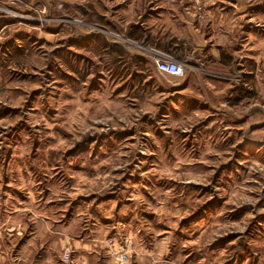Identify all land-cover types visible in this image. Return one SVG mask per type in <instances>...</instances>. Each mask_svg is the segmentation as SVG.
Listing matches in <instances>:
<instances>
[{"label": "rangeland", "instance_id": "obj_1", "mask_svg": "<svg viewBox=\"0 0 264 264\" xmlns=\"http://www.w3.org/2000/svg\"><path fill=\"white\" fill-rule=\"evenodd\" d=\"M225 4L0 0V264H264V23L233 62Z\"/></svg>", "mask_w": 264, "mask_h": 264}, {"label": "crops", "instance_id": "obj_2", "mask_svg": "<svg viewBox=\"0 0 264 264\" xmlns=\"http://www.w3.org/2000/svg\"><path fill=\"white\" fill-rule=\"evenodd\" d=\"M226 3L224 7V12L221 10V12L218 15V18H221V21L223 23V28L227 30V36L230 38V43L233 48L241 47V49H233L231 50V55L235 56L236 59L233 62H236V60L242 59L241 57H244L242 54L247 53V51L244 49L243 45L240 41H242V36L246 35L247 41L251 42V39L249 40V35L253 34V27L257 25L259 22L264 23L262 19V15H264V11L260 12L258 11V5L260 4L259 0H224ZM214 20L212 22L209 30L213 32L214 29L218 28L217 20ZM251 24V26H248ZM248 27L250 28V31L242 32V27ZM251 37V36H250ZM199 46L202 45V47L205 45V41L200 37H196ZM211 42H213L211 49H209L207 52H204V55L209 54L211 55L209 61L203 60L204 57L200 53H197L195 56V60H187V65L190 66H203L208 63H216L213 60L217 61H225L229 58H232L231 55L227 54V52H223V49L217 48L220 46V42L218 43L217 40H215V36L212 33V36L210 38ZM244 42V40H243ZM248 44V43H247ZM217 46V47H216ZM198 47V46H197ZM198 49H195L197 51ZM203 50V48L199 49ZM222 51V53H220ZM217 53V54H216ZM189 66V67H190ZM164 77V76H162ZM164 78H176V77H164ZM182 78H176V79H183ZM85 247V248H84ZM83 252L79 253L78 259L75 264H102L100 261L99 252H95L91 249V246H84ZM44 264V262H42ZM48 264V263H45ZM111 264V263H110Z\"/></svg>", "mask_w": 264, "mask_h": 264}, {"label": "built area", "instance_id": "obj_3", "mask_svg": "<svg viewBox=\"0 0 264 264\" xmlns=\"http://www.w3.org/2000/svg\"><path fill=\"white\" fill-rule=\"evenodd\" d=\"M156 70L160 76L182 78L184 70L177 62L173 61H160L156 63Z\"/></svg>", "mask_w": 264, "mask_h": 264}]
</instances>
